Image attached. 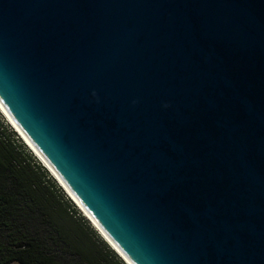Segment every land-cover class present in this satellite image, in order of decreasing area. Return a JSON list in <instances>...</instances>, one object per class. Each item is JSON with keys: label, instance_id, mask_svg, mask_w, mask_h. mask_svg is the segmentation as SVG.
<instances>
[{"label": "water", "instance_id": "obj_1", "mask_svg": "<svg viewBox=\"0 0 264 264\" xmlns=\"http://www.w3.org/2000/svg\"><path fill=\"white\" fill-rule=\"evenodd\" d=\"M0 107L129 264H264V0H0Z\"/></svg>", "mask_w": 264, "mask_h": 264}, {"label": "trees", "instance_id": "obj_2", "mask_svg": "<svg viewBox=\"0 0 264 264\" xmlns=\"http://www.w3.org/2000/svg\"><path fill=\"white\" fill-rule=\"evenodd\" d=\"M0 112V264H126Z\"/></svg>", "mask_w": 264, "mask_h": 264}, {"label": "bare ground", "instance_id": "obj_3", "mask_svg": "<svg viewBox=\"0 0 264 264\" xmlns=\"http://www.w3.org/2000/svg\"><path fill=\"white\" fill-rule=\"evenodd\" d=\"M0 112L3 114V116H5L6 120L8 121V123L13 126V128L18 132L19 136L21 137V139L26 142L25 144L27 145L28 148H30V150L32 151V153L37 156L41 162L44 164V166H46L49 171L50 174L54 177L57 178L58 182L64 187V189L68 192V196H70L69 198H72V201L83 211L84 215L86 217H88V219L92 222L93 226L99 231L100 235L103 237V239L112 247L114 248L124 259L125 257L118 251V249L112 244V242L107 238V236L100 230V228L95 224V222L89 217V215L85 212V210L80 206V204L76 201V199L72 196V194L68 191V189L64 186V184L61 182V180L57 177V175L54 173V171L50 168V166L42 159V157L32 148V146L28 143V141L25 139V137L21 134V132L17 129V127L13 124V122L10 120V118L6 115V113L2 110V108L0 107ZM58 183V184H59ZM126 260V259H125ZM126 262L128 263V261L126 260ZM129 264V263H128Z\"/></svg>", "mask_w": 264, "mask_h": 264}, {"label": "rangeland", "instance_id": "obj_4", "mask_svg": "<svg viewBox=\"0 0 264 264\" xmlns=\"http://www.w3.org/2000/svg\"><path fill=\"white\" fill-rule=\"evenodd\" d=\"M1 115L3 116V114L1 113ZM4 117V119L6 120V118H5V116H3ZM6 122H8L7 120H6ZM21 138V137H20ZM24 142V141H23ZM25 143V142H24ZM27 146V145H26ZM32 152V151H31ZM38 160H39V162L43 165V163L41 162V160L38 158V157H36ZM47 170V169H46ZM48 171V170H47ZM49 172V171H48ZM68 196V195H67ZM69 198V197H68ZM70 199V198H69ZM71 200V199H70ZM72 201V200H71ZM72 203L74 204V208L79 212V214L82 216V215H84V213H83V211L72 201ZM85 216V215H84ZM86 217V216H85ZM87 218V217H86ZM88 219V218H87ZM88 221V223H89V225L91 224L92 225V227L96 230V232H98L99 233V231L93 226V224H92V222L88 219L87 220ZM100 234V233H99ZM101 236V235H100ZM102 237V236H101ZM103 238V237H102ZM10 264H18V263H16V262H12V263H10Z\"/></svg>", "mask_w": 264, "mask_h": 264}, {"label": "clouds", "instance_id": "obj_5", "mask_svg": "<svg viewBox=\"0 0 264 264\" xmlns=\"http://www.w3.org/2000/svg\"><path fill=\"white\" fill-rule=\"evenodd\" d=\"M44 165V164H43ZM45 167V166H44ZM50 173V172H49Z\"/></svg>", "mask_w": 264, "mask_h": 264}]
</instances>
